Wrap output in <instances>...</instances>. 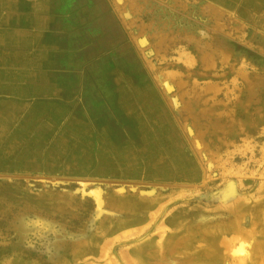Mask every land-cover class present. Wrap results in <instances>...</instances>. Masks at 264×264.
Returning <instances> with one entry per match:
<instances>
[{"label": "rangeland", "instance_id": "obj_1", "mask_svg": "<svg viewBox=\"0 0 264 264\" xmlns=\"http://www.w3.org/2000/svg\"><path fill=\"white\" fill-rule=\"evenodd\" d=\"M149 254L264 264V0H0V264Z\"/></svg>", "mask_w": 264, "mask_h": 264}, {"label": "bare ground", "instance_id": "obj_2", "mask_svg": "<svg viewBox=\"0 0 264 264\" xmlns=\"http://www.w3.org/2000/svg\"><path fill=\"white\" fill-rule=\"evenodd\" d=\"M231 186V185H230ZM230 188V187H229ZM231 189H233V187L231 188ZM99 191V190H98ZM233 191H235V190H233ZM92 193H94V194H97L96 195V200H97V203L99 204V205H101L102 203H103V197L101 196V192H98V193H95V192H93V191H91ZM101 193V194H100ZM230 196V195H229ZM99 207V206H98ZM162 223V222H161ZM247 244V243H246ZM246 244L244 243V242H240V243H238L235 247H234V249H233V256L236 258H239V257H241V256H245V254H246ZM169 251H171V254H173L174 255V253L176 254V252H177V250L175 249V245L174 246H170V248H169ZM167 253V252H166ZM161 254V253H160ZM250 254V253H249ZM253 254H254V252H253ZM257 254V253H256ZM155 255V254H154ZM154 255H151V254H149L148 255V257H147V255L144 257V259L146 260V262L149 264L150 263V259L154 256ZM167 255V254H166ZM165 255V256H166ZM203 256L202 257H204L205 256V253H203L202 254ZM255 255V254H254ZM171 256V255H170ZM232 256V257H233ZM256 256V255H255ZM155 257H157V256H155ZM233 257V258H234ZM173 258V257H172ZM255 258V257H254ZM169 259V258H168ZM241 259H242V257H241ZM256 259V258H255ZM158 260V259H157ZM239 260V259H238ZM172 261V260H171ZM170 261V262H171ZM178 261V260H177ZM163 262V261H162ZM173 262V261H172ZM167 264H168V262H166ZM179 263H180V261H179ZM256 263V262H255ZM175 264V263H174ZM243 264V263H242Z\"/></svg>", "mask_w": 264, "mask_h": 264}, {"label": "crops", "instance_id": "obj_3", "mask_svg": "<svg viewBox=\"0 0 264 264\" xmlns=\"http://www.w3.org/2000/svg\"><path fill=\"white\" fill-rule=\"evenodd\" d=\"M83 243H81V241H80V243H78V245H77V248H74L73 249V253H70L71 254V256H73L74 257V259H77V260H81L82 258H85V257H88V256H91V255H93L94 257H96V256H100L101 255V251L99 250V252H98V250L96 249V251H92V252H82V253H79L80 252V248L83 246L82 245ZM131 246H133V245H131ZM134 248V247H133ZM153 252V251H152ZM159 253V252H158ZM69 254V255H70ZM130 256V255H129ZM125 258H128V255L126 254L125 255ZM143 258V257H142ZM132 259H135L134 258V254L133 255H131V258L130 259H126V260H128V261H130V260H132ZM137 260H141V259H139V258H136ZM143 260H145L144 258H143Z\"/></svg>", "mask_w": 264, "mask_h": 264}]
</instances>
